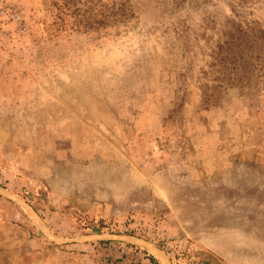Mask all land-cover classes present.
<instances>
[{
  "label": "rangeland",
  "instance_id": "rangeland-1",
  "mask_svg": "<svg viewBox=\"0 0 264 264\" xmlns=\"http://www.w3.org/2000/svg\"><path fill=\"white\" fill-rule=\"evenodd\" d=\"M0 264H264V0H0Z\"/></svg>",
  "mask_w": 264,
  "mask_h": 264
},
{
  "label": "trees",
  "instance_id": "trees-1",
  "mask_svg": "<svg viewBox=\"0 0 264 264\" xmlns=\"http://www.w3.org/2000/svg\"><path fill=\"white\" fill-rule=\"evenodd\" d=\"M239 29L240 32H243L240 36H236L231 40H226L223 44H219V61L226 69L230 68L242 72H245V70L252 71L253 62L247 57V53H249L248 51L250 48L255 47L253 44L249 45V39H242V36H249L248 34H251V30H254V27L250 26L249 29L240 27ZM255 34L257 35V33ZM255 59H258V55L255 57Z\"/></svg>",
  "mask_w": 264,
  "mask_h": 264
}]
</instances>
